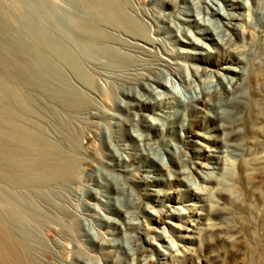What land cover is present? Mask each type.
Returning a JSON list of instances; mask_svg holds the SVG:
<instances>
[{"label":"rangeland","instance_id":"1","mask_svg":"<svg viewBox=\"0 0 264 264\" xmlns=\"http://www.w3.org/2000/svg\"><path fill=\"white\" fill-rule=\"evenodd\" d=\"M45 1L99 35L83 34L96 44L88 52L68 44L89 82L50 55L64 79L60 88L29 87L30 110L0 99L69 164L62 177L26 192L30 211L17 221L26 227L17 233L20 264H264V164L254 162L264 159V0H215L238 19L222 25V44L204 40L205 48L183 44L179 38L190 37L169 24L181 22L180 6L203 13L215 3L108 0L131 20L121 27L116 17L96 20L85 0ZM0 4L26 9L16 0ZM151 37L160 42L152 52L134 49ZM164 51L182 65L160 66ZM227 68L251 74L245 94L257 99L256 110L237 119L241 146L231 152L225 116L215 119L207 104L202 111L160 99L185 92L179 79L197 74L205 103L214 102L230 86L215 90L217 74L239 77ZM249 120L258 128L244 137Z\"/></svg>","mask_w":264,"mask_h":264},{"label":"bare ground","instance_id":"2","mask_svg":"<svg viewBox=\"0 0 264 264\" xmlns=\"http://www.w3.org/2000/svg\"><path fill=\"white\" fill-rule=\"evenodd\" d=\"M16 1L22 7H26L25 11L18 12L9 8L2 9L3 5L1 6L2 3L0 4V99L2 101L10 100V102L16 103L24 110H30L31 106L27 103V98L30 97L24 95V92L28 91L29 87L47 90L51 84L60 88L64 82L58 64L50 58V55H53L56 60L62 62L71 70L76 71L82 80L89 82L88 77L81 71L75 61L73 49L78 52L92 50V47L96 46L93 41H90L92 38L82 36L84 33L94 36L99 35V31L96 29L97 27H92L90 24L75 18L72 13L70 14L72 16H69L67 11H65L64 14L67 15H59L52 5L45 0ZM74 1L77 3L82 0ZM107 1L85 0L86 9L91 14L93 13L96 20L102 18L103 21L108 16L113 20L116 17L118 25L121 27H125V21L129 20L131 22L125 16V13L122 12V9L114 5L113 2L111 4ZM222 1H230V4H233L238 0ZM204 2L207 5L215 3L217 7L209 11L205 6H202L203 13H201L200 9L190 11L186 6H180L177 18L181 22H170L169 26L177 34L186 33L190 37L179 38V41L183 44H195L204 48L208 47L204 40H209V43L219 42L222 44L221 34H226V30L222 28V25L229 26L232 23L230 20L238 19L235 14L226 11L219 2L215 0H204ZM94 6L99 7V10L95 11L93 9ZM105 6L108 8L107 11L100 10V8L105 9ZM244 6L241 3L235 7ZM89 19L87 20L91 21ZM260 20V17L257 18L256 24H260ZM132 23L136 22L132 20ZM190 27L196 28L193 31L194 34L189 29ZM53 31L55 34L52 33ZM159 31L157 30L156 32ZM196 34L198 37L195 36ZM12 35L13 38L10 37ZM159 43V39L151 37L138 47H134V49H138L139 52L149 53ZM68 44L73 49L69 48ZM182 52L188 51L184 50ZM157 60L160 66L169 70H175L176 67L182 65L178 60L171 58L167 51H164L163 55L157 56ZM227 72L239 77L237 76L238 79L236 80L235 77L233 79L223 74H217L220 78L216 80L215 90H219L217 85L222 82L228 83L230 86L227 91H220L218 99L214 102L207 101L205 103L206 99L203 94L206 90L203 86L197 87L201 82L197 74L194 75L195 78L192 81L187 78L179 79L180 85H182V89L186 93L174 90L173 92L165 93L163 96L158 95L161 100L166 99L169 103L176 102L190 109H201L203 111L204 104H207L215 119L225 116L228 128L226 134L229 136L225 147L231 148L230 150L228 149L231 152L239 150V143L241 146L239 140L242 136L239 137L236 134L238 131L237 125L241 124V122L238 123L237 119L241 114L255 111L257 99L254 92L250 96L245 94L244 80L250 79L251 74L246 73L244 77V73L235 68H227ZM66 89L73 93L70 87ZM67 90L66 92H68ZM60 91L57 90L56 95H58V92L62 94V91ZM73 91L75 90L73 89ZM66 92L64 93L67 95ZM57 97L60 98V96ZM63 101H66V99ZM15 110L8 102L0 103V264H20L21 260L18 256L20 243L17 240V233L25 231L26 227L23 224H17V221H20L19 218L23 212L28 213L30 211L25 203V200L29 198L26 193L28 188L42 186L51 179L62 177L69 166L66 157L60 151L58 152L54 146L48 144L41 137L30 131L29 128L17 122L15 113L18 112ZM205 113L209 114L206 111ZM254 123L252 124L251 120L246 123L243 122L247 126V132L244 137L253 135L252 128L255 127ZM255 128L257 129L258 127ZM254 162L257 165L264 164V159L263 157H258Z\"/></svg>","mask_w":264,"mask_h":264}]
</instances>
